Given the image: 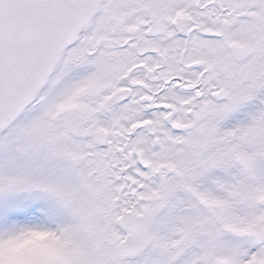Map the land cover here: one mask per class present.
Listing matches in <instances>:
<instances>
[{
	"label": "snow or ice",
	"instance_id": "1",
	"mask_svg": "<svg viewBox=\"0 0 264 264\" xmlns=\"http://www.w3.org/2000/svg\"><path fill=\"white\" fill-rule=\"evenodd\" d=\"M0 264H264V0H0Z\"/></svg>",
	"mask_w": 264,
	"mask_h": 264
}]
</instances>
